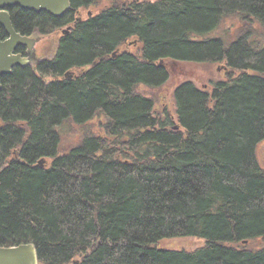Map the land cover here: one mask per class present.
<instances>
[{"label": "trees", "instance_id": "obj_1", "mask_svg": "<svg viewBox=\"0 0 264 264\" xmlns=\"http://www.w3.org/2000/svg\"><path fill=\"white\" fill-rule=\"evenodd\" d=\"M107 1L39 65L89 67L78 78L18 67L3 79L0 246L32 242L41 264H264V0ZM71 14L12 9L25 34ZM166 60L230 72L210 90L181 83L175 110L158 112L138 87L166 82ZM96 117L99 131L61 150L59 126ZM186 237L205 243L161 245Z\"/></svg>", "mask_w": 264, "mask_h": 264}, {"label": "rangeland", "instance_id": "obj_2", "mask_svg": "<svg viewBox=\"0 0 264 264\" xmlns=\"http://www.w3.org/2000/svg\"><path fill=\"white\" fill-rule=\"evenodd\" d=\"M154 1V0H153ZM109 5V1L103 0L99 5L81 7L79 13H76L79 18H88L89 14L93 15L99 10ZM53 34H58L57 32ZM51 44L50 53L56 49L55 42L49 41ZM137 47V46H136ZM136 47H131L136 49ZM163 64V62H162ZM165 66L170 71V76L166 82H164L158 88H149L143 85L138 87V90L147 96L154 99L156 111H161L166 107L170 112L175 110L174 102V90L181 83L192 80L196 85L201 88L211 89L212 82L225 79L229 74V70L225 63L210 64L207 62H181L166 60ZM76 73L82 71L81 69H75ZM102 123V122H101ZM100 118L96 117L93 120L87 122L85 125H78L72 122H65L58 127L61 135V150L66 151L70 146L76 144L84 133L99 131ZM256 155L260 165L264 168V139L257 145ZM205 242L199 238H169L164 239L161 245L171 249H186L193 250Z\"/></svg>", "mask_w": 264, "mask_h": 264}, {"label": "water", "instance_id": "obj_3", "mask_svg": "<svg viewBox=\"0 0 264 264\" xmlns=\"http://www.w3.org/2000/svg\"><path fill=\"white\" fill-rule=\"evenodd\" d=\"M15 6L34 11L45 10L54 16H60L71 8V0H0V24L9 36L8 39L0 41V89L2 88L1 77L3 75L10 74L12 68L17 65L27 66L29 63H35L37 58L34 49L37 40L18 33L13 26L10 13L5 10ZM19 46L29 48L28 57H22L15 53ZM178 128V125L174 126V129ZM43 160L39 161L40 165L43 164ZM0 264L41 263L36 245L27 242L15 246H0Z\"/></svg>", "mask_w": 264, "mask_h": 264}, {"label": "flooded vegetation", "instance_id": "obj_4", "mask_svg": "<svg viewBox=\"0 0 264 264\" xmlns=\"http://www.w3.org/2000/svg\"><path fill=\"white\" fill-rule=\"evenodd\" d=\"M16 7H19V6H15V7L5 9L10 13L11 18H12V23H13L12 9H14ZM19 8H21V7H19ZM21 9L28 10L30 12H35V13H44L47 16L54 17V18H62L64 15H66L70 12H72L73 14H71V17H69L68 20L66 21V23H63L64 25H62V26L55 25V23H53L51 21V19H49L50 20L49 26H45V28H43V29L42 28H34L28 34H25V33L18 31L15 28L14 23H13V26L18 33H20L21 35L33 37L37 40L34 44V49L36 51V57L37 58H36L35 63H29L27 66L17 65V66L12 68V72L10 74L3 75L1 77L2 88H3L4 77L11 75L16 70V68H18V67L30 68L33 71V73L35 75H37L38 77L42 78L46 84H50V83H53L55 81H60L63 78H67L69 80L78 78L81 71L76 73L74 70L77 68H75V69L72 68V69L67 70L62 76H54V75H50V74L43 75L40 72L39 65L43 64V63H47L49 61H52L56 57V54H57V51H58V48L60 46L62 39L65 36H67L70 32L73 31L74 26L77 22L85 20L84 18L76 17V16H78L76 13H79V10L78 9L74 10V8L72 7V3H71V8L60 16H54L45 10L34 11V10L24 9V8H21ZM89 16H92V15L89 14ZM0 27L3 29V33L0 34V36H1L0 41H4V40L8 39L9 36H8L5 28L1 24H0ZM55 32H57L58 34L57 35L53 34ZM49 41L55 42L56 49L53 51L54 53H50L51 49H49V48H51V44L49 43ZM126 46L129 49L132 47V45L130 43H127ZM28 51H29L28 47L19 46L16 49L15 53L20 54L22 57H28ZM87 68H89V67H82L80 69L82 71H85ZM2 88L0 89V91L2 90Z\"/></svg>", "mask_w": 264, "mask_h": 264}]
</instances>
